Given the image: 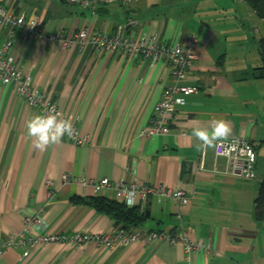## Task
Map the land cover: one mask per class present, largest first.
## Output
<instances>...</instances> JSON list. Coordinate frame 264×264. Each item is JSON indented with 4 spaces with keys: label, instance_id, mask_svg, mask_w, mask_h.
Segmentation results:
<instances>
[{
    "label": "crops",
    "instance_id": "1",
    "mask_svg": "<svg viewBox=\"0 0 264 264\" xmlns=\"http://www.w3.org/2000/svg\"><path fill=\"white\" fill-rule=\"evenodd\" d=\"M89 11L73 25L47 26L42 14V28L64 34L89 28L94 34L111 35L118 25L135 20L139 25L128 28L130 38L140 30L170 44L195 35L197 59L182 82L195 92L182 96L184 105L173 115L167 135L147 138L142 131L152 108L171 85L163 62L151 64L140 56L127 61L89 44L62 48L13 42L15 61L23 63L24 74L75 122L89 143L76 146L63 137L43 152L34 149L26 122L38 113L12 86L0 83V264H264V222L254 220V199L264 177V80L252 77L260 65L258 48L239 44L246 34L255 35L254 41L263 37L264 20L239 0H141ZM216 119L229 122L228 139L242 138L255 150L254 178L227 173V161L215 158L213 148L196 149L200 141L193 129L210 130ZM63 175L135 178L185 191L186 206L155 198L143 203L140 209L148 217L140 229L173 230L181 225L212 252L196 253L186 262L181 246L167 244L79 249L52 243L33 248L24 260L20 249L3 251L5 237L21 231L28 213L39 216L48 233L71 236L113 229L107 217L70 202L71 197L109 199L107 193L96 195L64 183Z\"/></svg>",
    "mask_w": 264,
    "mask_h": 264
},
{
    "label": "built area",
    "instance_id": "2",
    "mask_svg": "<svg viewBox=\"0 0 264 264\" xmlns=\"http://www.w3.org/2000/svg\"><path fill=\"white\" fill-rule=\"evenodd\" d=\"M139 0H64L69 5H76L82 9L95 11L101 6H126ZM42 18L33 11L21 10L16 0H0V83L10 85L14 92L22 98L27 107L35 110L40 115L50 111L59 113V118L68 117L52 100H47L43 92L34 86L29 77L24 74V65L16 62L14 57L13 42L25 41L43 42L48 47L66 48L73 43L83 46L91 45L101 52H115L127 61L137 57L151 64L163 62L168 68L171 85L164 88L161 97L152 108L149 124L142 131L147 138L165 136L169 133L172 118L178 108L184 105L182 96L195 92L194 88L182 85L187 70L197 59L198 40L195 35H188L184 40H174L170 44L161 43L157 35L147 36L139 30L134 38L127 35L129 27L138 26L135 20L127 21L116 27L113 34H94L89 28L72 34L60 32L45 33L42 28ZM178 101H183L179 103ZM72 120V119H71ZM73 134L64 137L76 146H88V136L80 132L72 120ZM215 158L227 161L226 172L243 178H254V164L256 153L251 144L242 139L233 137L216 143L213 148ZM202 161L199 167H202ZM64 183L79 186L82 189H91L96 195L107 193V197L126 207H137L150 198L172 202L177 207L186 206L189 202L188 195L181 189H169L162 185L152 186L135 178L118 179L108 178L89 180L83 177L62 176ZM48 185H52L48 181ZM131 201V203H129ZM45 222L39 216L28 213L22 219V229L19 233L5 237L1 249H20V259L28 257L33 248L57 243L84 249L86 247L116 248L127 247L132 244H167L168 246H181L184 259L190 262L194 254H209L212 248L200 243L191 237L188 230L181 225L173 230L145 231L140 228L123 230L113 227L112 230L101 234H88L77 232L71 236L48 233L45 231Z\"/></svg>",
    "mask_w": 264,
    "mask_h": 264
},
{
    "label": "trees",
    "instance_id": "3",
    "mask_svg": "<svg viewBox=\"0 0 264 264\" xmlns=\"http://www.w3.org/2000/svg\"><path fill=\"white\" fill-rule=\"evenodd\" d=\"M239 1L247 5L254 12L256 18L264 20V0ZM256 45L260 57V65L253 69L252 77L264 80V35L256 41ZM70 202L73 205L86 207L107 217L113 222L114 227L123 230L140 228L146 220L145 212L139 210V208H129L120 202L103 197H71ZM254 220L256 222H264V177L259 184L257 195L254 199Z\"/></svg>",
    "mask_w": 264,
    "mask_h": 264
},
{
    "label": "clouds",
    "instance_id": "4",
    "mask_svg": "<svg viewBox=\"0 0 264 264\" xmlns=\"http://www.w3.org/2000/svg\"><path fill=\"white\" fill-rule=\"evenodd\" d=\"M183 103V101H178ZM27 135L33 138L32 146L41 152L50 145L60 143L65 135L73 134L71 118H59V113L54 110L46 115H34L26 122ZM232 133L229 122L223 119H216L211 122V129L194 128L192 135L200 141L195 145L198 151H207L214 148L217 142L227 140ZM131 203V201L129 202Z\"/></svg>",
    "mask_w": 264,
    "mask_h": 264
},
{
    "label": "rangeland",
    "instance_id": "5",
    "mask_svg": "<svg viewBox=\"0 0 264 264\" xmlns=\"http://www.w3.org/2000/svg\"><path fill=\"white\" fill-rule=\"evenodd\" d=\"M140 1L141 0L138 2ZM16 2L21 10L33 11L39 16L45 14V22L47 26L51 23L57 25L65 22L73 25L75 19L81 18L84 15L87 17V14L90 13L89 10H84L76 5H69L62 0H16ZM118 12L122 13L121 10H118ZM255 38V35L246 34L245 37L240 39L239 44L244 48H256L257 45L256 41H254Z\"/></svg>",
    "mask_w": 264,
    "mask_h": 264
},
{
    "label": "water",
    "instance_id": "6",
    "mask_svg": "<svg viewBox=\"0 0 264 264\" xmlns=\"http://www.w3.org/2000/svg\"><path fill=\"white\" fill-rule=\"evenodd\" d=\"M145 216L148 217V212H145Z\"/></svg>",
    "mask_w": 264,
    "mask_h": 264
}]
</instances>
